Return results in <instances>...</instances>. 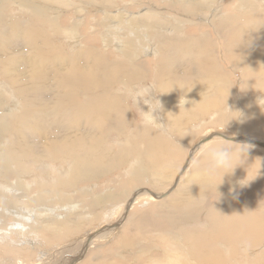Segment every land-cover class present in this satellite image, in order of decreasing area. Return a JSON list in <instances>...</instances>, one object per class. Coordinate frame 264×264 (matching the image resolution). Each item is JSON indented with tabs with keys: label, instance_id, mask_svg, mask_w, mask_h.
I'll use <instances>...</instances> for the list:
<instances>
[{
	"label": "bare ground",
	"instance_id": "1",
	"mask_svg": "<svg viewBox=\"0 0 264 264\" xmlns=\"http://www.w3.org/2000/svg\"><path fill=\"white\" fill-rule=\"evenodd\" d=\"M75 1L80 2V4L76 3L77 7L72 3V0H0V71L16 93L10 100L7 95L11 96L12 91L10 90V92L6 87L4 89L0 86V218L10 220L6 218V214L11 213L14 207L43 206V208L38 209L42 210L43 213L35 211L39 215L31 216L32 219L28 217L24 223L31 224L32 220H36V223L33 226L31 225L32 233L34 231L36 236L43 239L44 243L40 241L45 245H43L45 247L43 250L51 251L52 249L49 248L50 245L48 246V244L52 241L48 238V234L52 235L54 239L61 238V241L70 239L79 232V229L81 231L82 221L86 217L85 212H82V209H84L82 206H73L68 211H64L63 208H51V203L63 205L71 202L75 198L71 199L70 195L63 189L73 188L79 183L97 181L104 178L106 173H113L117 167L121 169L131 159L130 152L134 146L133 150H136L142 161L140 163L138 159L137 162H132L129 171L132 174L137 170L140 171L145 163L148 169L143 173L146 174L147 172L148 178L144 177L151 188H140L141 190H138V187H136L138 191L135 189L136 192L127 199L128 201H126L121 211L116 212L115 220L91 233L88 232L89 234L83 238V246L76 243L78 246L74 253H70L68 248L61 249L62 254V250H64V254H73L72 256L68 255L71 257L66 264L80 263L85 259L88 252L93 250L92 248L90 250V247H93L94 243L111 239L109 237L126 223L130 211L140 203L142 198H147L148 202L157 200L160 206L156 204V209L163 208L159 218H157L159 214L155 215L151 210L146 211V217L139 218L142 228L147 231L146 234L163 232H166L169 236L173 234L171 240L179 243L186 254H188L187 245L188 243L191 244L190 254H192L197 264L206 261H209L210 264H219L217 255L219 251L216 252L209 247L211 241L227 242L230 245L231 243L246 242L250 244L248 250L262 244L264 240V189L262 184L264 183L260 185L258 180L261 178L262 182L264 181L262 170L264 169V97H259L254 101L245 98L244 102H237V91L240 92L241 87L237 88L235 86L237 85L236 81L232 82L229 71L233 67L243 73L241 83H243L244 90L241 92L256 93L264 91V9L260 5V0H241L238 4L236 2L230 10L214 14L211 17L212 20L209 19L207 14L209 9L215 5L216 0H196L195 2L201 8L196 7V9L200 10L201 16L207 17L211 21H209L210 25L208 22V25L201 26L205 28H199L198 36L189 34L190 32L186 31L188 27L185 30L186 32H182L186 25H194V23H188V20L184 17L185 20L178 18L179 14L183 12L182 10L190 4V2L184 0H156L157 4L159 2L168 5L166 6L167 12L163 15L159 12L161 7L154 5L149 8L145 7L147 11L142 12L143 14L135 15V12H132L133 16L131 18L126 15V12L129 11L105 16L101 19V27L104 26L107 31V28L120 29L121 24H123L126 27L122 30L131 37L129 41H125V36L120 35V29V32L119 30L115 32L119 39L114 36V42L110 39L108 41V43L111 41L114 47H118L117 53L122 55V60L119 62L115 59L114 61L110 60L111 56H108L111 53L110 50L109 52L105 49L109 53L105 56L98 53L96 49L84 51V48H82V51L80 50L81 52L78 54L68 56L69 54L56 45L58 41L56 38L60 35H64L68 43L85 41L81 35L80 27L88 23L85 21L88 20L85 15L87 12L85 6L88 2L85 3L86 0ZM107 2L111 4L113 9L118 5L113 0H107ZM92 3L97 5L96 0H92ZM220 4L219 6H221ZM14 5H18L28 15L13 16L14 12L10 13L11 16L3 14V10ZM137 6L139 5H134V7ZM69 9H72L71 12L78 19L76 21L73 19L75 22L72 26H68L69 24L62 26L60 18L51 15L56 12L59 13L58 11L70 13ZM198 10H194V13ZM189 11L191 12L190 9ZM107 13L106 11L104 14L107 15ZM63 16L66 17V15ZM97 17L93 19H97ZM107 22L117 24L120 27L117 25L107 27ZM46 25H49L51 34L46 33L44 28ZM96 25L94 26L98 28L99 26ZM85 30L87 33L88 29ZM96 32L100 34L99 31ZM137 32H146L145 35L149 36L139 38ZM105 37L104 40H108V37ZM122 41L125 50H121ZM144 42L149 43V48L156 50V52L159 51V56L157 55L158 57L154 59L157 69L155 80L158 81L155 84L157 87L162 82V86L158 87L161 91H159L160 97L157 96L162 109L155 115L162 118L161 122L158 123L164 125L161 127L163 134L156 137L149 133L152 129L146 126L145 136L143 134H141L142 137L140 136L142 143L144 141V148L146 147L144 151L140 150V146H143L141 140H135L134 142L131 139V145H133L131 149L128 150L123 145L118 151L116 150L117 154L112 158L116 148L114 147L113 150L110 148V151L107 150L108 145L106 146L104 141L115 130L128 133L135 125L130 93L133 92L136 83L144 80L147 82L146 79L150 77V63L147 61L141 64L140 59H138L139 51L147 49ZM220 45H224L222 51H220ZM108 47H110L109 44ZM199 54L205 56L206 62H209L208 66L204 64V59ZM154 55L156 56L155 53ZM145 65H147V68H145ZM115 84H119L123 89L120 87L115 88ZM113 90L120 92V94H113ZM183 98L187 101L184 107ZM180 99L181 106L179 107ZM12 102L15 103L14 107L9 105V108L4 111L6 104ZM194 109H196L197 114L194 113ZM229 110L234 112L230 113ZM236 111L242 114L239 118H234L239 116ZM205 116L212 119V121L209 120L207 125L211 128H202L201 123L208 120L205 119ZM193 123L194 125H192ZM195 125L197 129L193 128ZM232 125L236 128V133L228 135V133L223 132L224 127ZM45 126H48L49 129L54 128V132L57 134L51 136L50 131L52 129L47 132ZM218 126L222 127L223 131L218 130ZM128 134L130 136V131ZM200 134L201 136H199L197 142L187 149L194 142V138ZM151 139L152 142H150ZM232 139H237V141H232ZM229 142L248 144L251 147L248 150L245 163L237 166L231 173L226 174L221 184H219V176H213L207 172L208 166L205 165L207 160L204 154L208 147L213 144ZM126 143H129L128 139ZM119 145L121 144L119 143ZM172 147H175V149H172ZM179 148L183 150L184 158L175 162L177 154L173 151H177ZM70 156H73L75 164L73 163L70 168H66L69 169L68 172H65L66 179H68L66 184L62 183L60 185L57 180L49 183L44 177L38 178L36 172L39 167L49 169V166L45 163L38 164L41 160L51 159L56 161ZM110 156L108 164L106 159ZM28 164L38 167L36 169L33 167L34 172L36 171L33 183L31 182L32 179L31 183L25 182L27 177L31 176L30 172L32 171L31 168H28ZM51 170L53 169L49 171ZM154 172L158 179L153 180L150 178L154 176ZM166 173H172L168 182L165 178L168 175ZM36 178L38 179L36 180ZM122 179L120 182H122ZM245 179L248 183L242 184L241 181ZM186 181L190 185L188 190L185 191L184 183ZM217 184L219 185L216 189ZM162 185L165 187L164 190L161 189L162 192L156 193L152 189V186L159 187ZM40 186H43L41 192H37V195L32 196L33 190ZM226 186L246 189L249 193L246 192L247 197L244 198L242 194L235 191H226ZM118 187L120 188V185ZM260 188L263 190H260ZM89 189L91 191L92 188H82L84 198ZM111 189H113L112 186ZM251 193L253 196H251ZM45 194L50 199H46ZM123 194L125 195V192ZM96 197L92 198L93 201L87 208V212H95L94 220H91L93 222L102 219L103 214L107 211L103 210L102 214H99L98 209L100 208V212L107 202L117 200L119 195L107 194L102 197L99 194V197ZM123 198L125 197L123 196ZM212 198L214 199L213 202L211 201ZM48 204H50V207H44ZM149 204H152V202L147 205L149 206ZM255 208L261 211V215L255 212ZM17 217L19 218V216ZM202 221H207L210 226H213V229L203 235L198 230H192L185 237L181 236L179 232L181 225H186L189 222L198 225ZM15 222L17 224V221ZM1 224H5L4 219L0 220V227H2ZM14 227H16V231H13V236L11 235L13 240L9 241L11 238L6 232H2V229L0 230V239L7 238L6 241H9L16 250L20 249L28 252V248L24 250L25 246L20 245V243L26 241V246H30L31 241H27L28 238L24 240L28 236L29 230L26 225L23 226L22 224ZM12 230L14 229H10V231ZM124 240L119 243L120 246L118 245L117 250L122 249L121 252L128 249L127 247L134 248L132 246H136L138 253H145L146 250L150 252L153 249L151 245L144 248L140 239H137V241L136 239L135 241L127 239L126 244L123 245ZM36 241L35 239L34 242ZM9 242L7 244H10ZM146 242L151 243L148 240ZM80 246L82 247L81 253ZM34 248L32 247V249ZM36 249L38 250V248ZM258 251L264 254V247ZM0 252L2 253V251ZM14 253L15 251L12 254ZM163 254H168V251H164ZM201 254L204 258H201ZM231 254H237L236 250H233ZM47 256L48 254H46ZM125 256L129 257L130 255L126 254ZM163 258L164 263L175 264L170 260V256ZM61 259H58V261ZM66 260L62 262L65 264ZM109 260L111 261V259ZM25 262L19 261L21 264H27ZM57 263L59 262L55 264Z\"/></svg>",
	"mask_w": 264,
	"mask_h": 264
},
{
	"label": "rangeland",
	"instance_id": "2",
	"mask_svg": "<svg viewBox=\"0 0 264 264\" xmlns=\"http://www.w3.org/2000/svg\"><path fill=\"white\" fill-rule=\"evenodd\" d=\"M73 2V4L74 5H76V7L78 6L77 4H80V2L79 1H75V0H72ZM101 2H103V3H101V2H99L98 0H96V4L98 5H95L94 3H92V0H86V1H84L85 3L86 2H88V3H86V6H85V10L87 11L86 12V19H88V20H85V21H87L88 23H86V24H83L80 28V30H81V35H82V37H84V40L85 41H83V42H81V41H79L78 43L77 42H71V43H68V41L65 39V36L64 35H57V36H59L58 38H56L58 41L56 42V45L57 46H59L65 53H67V54H69L68 56H74V55H76V54H78L79 52H81L82 51V48H84L83 50L84 51H86V50H92L93 51V49H96V51L98 52V53H100V54H102V55H108L109 53H108V51L110 50L111 51V55L109 54L108 56L110 57V60L112 59V61H114V59L115 60H117L118 62L119 61H121L122 60V55L121 54H118L117 53V48L118 47H114L113 45H112V42L110 41L109 43H108V41H109V39L110 40H112L113 42H114V39H115V37H118L117 36V34L115 33L116 31L118 32V30H119V32H120V29H121V33H120V35H124L125 36V41H129L130 40V36H129V34L127 33V32H124L123 30H122V28L124 29L126 26L125 25H123V24H121V27L120 26H118L117 24H113V23H109V22H107L106 23V25H107V27H110V25L113 27H115L116 25L118 26V27H120V29H116V28H107V31L105 30L106 28L103 26V27H101V25L100 24H102V23H100L101 22V19L102 18H105V16H112V15H114V14H116V13H121V12H125V11H129V12H126V15H127V17L128 18H131L132 16H133V13L135 12V15H138V14H143V13H145L146 11H147V8H149V7H152V6H157V7H161L160 9H159V12H161L160 14L161 15H163L164 13H166L167 12V8H166V6H168V5H163V3H159L158 2V4H157V1L156 0H142V1H138V0H118V1H115V0H113V2L114 3H118V5L117 6H115L116 8L115 9H113V7H111V4H109L108 2H107V0H104V1H102V0H100ZM151 1V2H150ZM159 1V0H158ZM185 2H190V4H188L187 6L189 7H187L186 6V8L184 9V10H182L183 12L181 13V14H179V19L180 20H185V19H187L188 20V23H194V25H186V27L184 28V30L182 31V32H190L189 34H193V35H196V36H198V34H199V32H200V29L199 28H205V27H201V26H205V25H208V22L210 21L209 19H211V17L214 15V14H219V13H221V12H225V11H227V10H230L231 9V7L237 2V4L241 1V0H216V3H215V5H213V7L212 8H210L209 9V13L207 14L208 15V17H209V19L206 17H204V16H201V12H200V10H198V8L199 9H201L200 7H199V5H198V3H196L195 1L196 0H184ZM221 1H222V3H221ZM105 2H107V3H105ZM137 2H139V3H137ZM145 2V3H144ZM150 2V3H149ZM219 2V3H218ZM233 2V3H232ZM260 5L263 7V9H264V0H260ZM77 3V4H76ZM153 3V4H152ZM221 3V4H220ZM102 4H103V6H105V7H103L102 6ZM106 4H109V5H106ZM141 4V5H140ZM193 4V5H192ZM219 4L221 5V6H219ZM227 4H228V6H227ZM134 5L136 6V5H139V6H137V7H134ZM88 6H89V8H88ZM96 6V7H95ZM125 6H126V8H125ZM128 6V7H127ZM132 6V7H131ZM165 6V7H164ZM102 7V8H101ZM139 7H141V8H139ZM144 7V8H143ZM145 7H147V8H145ZM196 7H198L197 9H196ZM92 8V9H91ZM124 8V9H123ZM136 8H138V9H136ZM193 8H194V10H198L197 12H195L194 13V10H193ZM96 9V10H95ZM105 9H106V11L108 12L107 13V15L106 14H104L106 11H105ZM129 9V10H128ZM189 9L191 10V12L189 11ZM89 10V11H88ZM111 10V11H110ZM113 10V11H112ZM144 10V11H143ZM161 10H164V11H161ZM166 10V11H165ZM212 10V11H211ZM69 11H70V13H68V12H66V13H63V11H58L59 13H60V15H58L59 13H53V14H51L52 15V17H59L60 18V20H61V24H62V26L64 25V26H67L68 24V26H72L73 24H74V22L76 21V20H78V19H76V15L74 14V13H72L71 11H72V9H69ZM131 11V12H130ZM187 11V12H186ZM189 11V12H188ZM192 11H193V13H192ZM12 12H14L12 15L13 16H18V17H20V16H24V14L25 15H28V13L26 12V11H23V9H21L18 5H14V6H10L8 9H5V10H3V14L4 15H7V16H11L10 15V13H12ZM73 12H74V10H73ZM90 12V13H89ZM101 12V13H100ZM113 12V13H112ZM133 12V13H132ZM143 12V13H142ZM197 13V14H196ZM200 13V14H199ZM212 13V14H211ZM20 14V15H19ZM56 14V15H55ZM95 14V15H94ZM97 14V15H96ZM131 14V15H130ZM183 14H185V15H183ZM188 14H190V15H188ZM63 15H66V17H64ZM88 15V16H87ZM199 15V16H198ZM71 16H73V17H71ZM92 16V17H91ZM96 16H98L97 17V19H93L94 17H96ZM90 17V18H89ZM185 19H184V18ZM203 19H202V18ZM177 18V19H178ZM33 19H35V18H33ZM73 19H75V21L73 20ZM198 19V20H197ZM35 20H37V19H35ZM176 20V19H175ZM208 20V21H207ZM212 20V19H211ZM67 21V22H66ZM201 21H203V22H201ZM89 22H91V23H89ZM95 22V23H94ZM196 22V23H195ZM199 22V23H198ZM211 22V21H210ZM210 22H209V25H210ZM109 23V24H108ZM97 24V25H96ZM172 24H174V23H172ZM84 25H86V27H84ZM94 25H96V26H99L98 28L97 27H95ZM94 26V27H93ZM87 27H89V28H87ZM188 27V28H187ZM192 27V28H191ZM44 28H45V31H46V33L48 34H51V32L49 31L50 30V28H49V25H46V26H44ZM88 29L87 30V33H86V30L85 29ZM94 28H96V29H93ZM186 28L188 29V30H186ZM48 29V30H47ZM84 29V30H83ZM111 29V30H110ZM115 29V30H114ZM104 30H105V33H107V34H105L104 33ZM186 30V31H185ZM194 32H193V31ZM197 30V31H196ZM83 31H85V32H83ZM96 31H99L100 32V34H97V32ZM96 32V33H95ZM110 32H112L111 34H110ZM193 32V33H192ZM109 33V34H108ZM145 33L146 32H141V33H138L137 32V37H139V38H144V37H148L149 35H145ZM197 33V34H196ZM95 34V35H94ZM105 34V35H104ZM103 35V36H102ZM118 35H119V33H118ZM156 35V34H155ZM57 36H55V37H57ZM105 36H107L108 37V40L106 39V40H104L106 37ZM114 37V38H110V37ZM156 36H158V35H156ZM95 37H97V38H95ZM100 39V40H99ZM118 39H119V37H118ZM117 39V40H118ZM116 40V41H117ZM60 41V42H59ZM90 41V42H89ZM106 41V42H105ZM115 41V42H116ZM63 42V43H62ZM221 42V41H220ZM59 43V44H58ZM81 43H83V44H81ZM90 43V44H89ZM94 43V44H93ZM104 43V44H103ZM107 43V44H106ZM145 43V46H147V49H142V50H140L139 51V55H138V59H140V63L142 64V63H146L147 61L150 63V67H149V75H150V77H148L147 79H146V81L147 82H145V80L144 81H142V82H138V83H136L135 85H134V87H133V90L132 91H135V90H138V89H141V86H142V88H144V87H151L153 90H154V92L157 94V96L158 97H160L159 96V94H160V87L162 86L161 84H162V82H161V84L159 83L158 85L159 86H157L156 87V84L158 83V81H156L155 80V78H156V76H157V74H156V72H157V69H156V67H155V65H156V63L154 62V59H156L158 56H159V51H157L156 52V50H154V49H152V48H149L150 47V45H149V43H147V42H144ZM108 44H109V46L110 47H108ZM82 45V46H81ZM91 45H93V46H91ZM90 46V47H89ZM112 46V47H111ZM92 47H94V48H92ZM97 47V48H96ZM100 47V48H99ZM108 47V48H107ZM222 47H224V45H220V51H222L223 50V48ZM110 48V49H109ZM72 49V50H71ZM78 49V50H77ZM108 50V51H106V50ZM81 50V51H80ZM121 50H125V45H124V47H123V41H122V48H121ZM74 53H72V52ZM109 51V52H110ZM151 51V52H150ZM71 52V53H70ZM97 52H95V53H97ZM107 52V53H106ZM116 52V53H115ZM153 52V53H152ZM154 53L156 54V56L154 55ZM116 55H117V57H116ZM143 55H145V56H143ZM158 55V56H157ZM140 56V57H139ZM199 56H201L202 57V59H204V64L206 65V66H208L209 65V62L207 63L206 62V58H205V56L203 55V54H199ZM114 57V58H113ZM119 58H120V60H119ZM143 61V62H142ZM154 64V65H153ZM146 67L145 68H147V65H145ZM229 71H230V73H231V80H232V82L233 81H236V84L237 85H235L237 88H240L241 87V91H243L244 90V88H243V83H241V80H242V75H243V73L240 71V70H237V69H235V68H233V67H231L230 69H229ZM152 72V73H151ZM2 77V78H1ZM150 78V79H149ZM156 81V82H155ZM156 83V84H155ZM145 84V85H144ZM151 84V85H150ZM0 86H2V87H4V89H5V87H6V89H8V91H10L11 92V96L10 95H7V98L8 99H12V96L14 95H16V93H15V91H13V87H12V85L7 81V78L6 77H4L3 75H2V73H1V71H0ZM115 88H117V87H120V88H122V86H120L119 84H115V86H114ZM140 87V88H139ZM159 87V88H158ZM123 89V88H122ZM158 89V90H157ZM203 90V89H202ZM160 91V92H159ZM204 91V90H203ZM239 92V90L237 91V95H236V101L238 102V101H240V102H244V100H245V98H248L250 101H254V100H256V99H258L259 97H264V93H262V92H264L263 90L262 91H259V92H256V93H254V92H247V91H244V92ZM159 92V93H158ZM1 93H3V91H1ZM112 93L113 94H120V92H117V91H112ZM8 94V93H7ZM15 98V97H14ZM132 102H131V105H132V109H133V111H134V115L135 116H133L134 118H133V122L135 123V125H133V127L129 130L130 131V136H129V131H128V133L127 132H118L117 130H115L109 137H107L106 138V140L104 141V144L108 147V149L107 150H113V149H115V152L112 154V158L113 157H115L116 156V154H117V151H118V149L120 148V147H122L123 145V147H126L128 150H130L131 149V147L133 146V145H131V139L132 140H134V142H135V140H141V137L144 135L145 136V128H146V126H145V124H144V119H143V114H142V112H141V109L143 110V111H147L148 110V107H147V105H144L143 103H142V101L140 102V104H139V106H137V104L136 103H133L134 101H133V99L131 100ZM7 106H5L6 108H4V111L6 110V109H8L9 108V105H11L12 107H14V105H15V103L14 102H12V103H9V104H6ZM141 108V109H140ZM197 109V108H196ZM196 109H194L193 111H194V113H196L197 114V112H196ZM140 110V111H139ZM211 115H212V113H211ZM209 117V116H208ZM207 116H205V119H208L206 122H203V123H201L203 126H202V128L203 129H205V128H211V126H208L207 127V125H208V122H209V120L210 121H212V119L211 118H208ZM160 119V120H159ZM204 119V120H205ZM135 120V121H134ZM161 120H162V118H158V122H161ZM200 123V122H199ZM196 124V123H195ZM192 125H194V123L192 124ZM46 128H47V132L49 131V130H51L52 128H50L49 129V127L48 126H45ZM180 128V127H179ZM193 128H195V129H197V126L195 125V127H193ZM222 127H220V126H218L217 127V129L218 130H222L221 129ZM150 129H152V130H150ZM150 131H149V133H151V134H153L154 136H161L162 134H163V132L161 131V127H150ZM202 129V130H203ZM224 130V131H223ZM223 132H226V134L228 133V135L229 134H234V133H236V128L234 127V125H232V126H228V127H224L223 128ZM127 131V130H126ZM138 131V132H137ZM51 132V136H55V134H57L56 132H54V128L50 131ZM154 132V133H153ZM132 133V134H131ZM119 134H121V135H119ZM138 134V135H137ZM140 134V135H139ZM141 134H143V135H141ZM119 135V136H118ZM186 135V134H185ZM123 138H122V137ZM138 136V137H137ZM141 136V137H140ZM199 136H201V134L200 135H198L196 138H194V142H192V144H191V146H188V148L187 149H189V147H192L196 142H197V140H198V138H199ZM259 137H261V136H259ZM119 138V139H118ZM121 139V140H120ZM127 139L129 140V143H126V141H127ZM107 140H109V141H107ZM112 140V141H111ZM118 141V142H117ZM153 140L151 139L150 140V142H152ZM109 142V143H108ZM141 143H142V140L140 141ZM175 142H177L176 140H175ZM119 143L121 144V145H119ZM144 144V141H143V143H142V145ZM109 145H110V147H109ZM113 145V146H112ZM130 148H129V147ZM115 147V148H114ZM111 148V149H110ZM134 149V146H133V148L131 149L132 151V153L130 152V155H131V159L125 164V165H123L122 167H121V169L119 168V167H117V169L116 170H114L113 171V173H109V174H107L106 173V176H104V178H102V179H99V180H94V181H89V182H84V183H79V184H77L75 187H73V188H70V189H63L66 193H68V195H70L69 197L71 198V199H74L75 198V200H72L71 202H68V203H66V204H63V205H61L60 203H51V208H63L64 209V211H68L69 209H71L73 206H77V207H83L84 209H82V212H85V214H86V219L84 218V220L82 221L83 222V226L81 227V231H80V229H79V232L77 233V234H75L74 236H72V237H70V239H67V240H65V241H61L60 239L61 238H55L54 239V237L52 236V235H50V234H48L47 236H48V238H50V240L52 241L50 244H48V246H49V248H51L52 250L51 251H49V250H47V251H45V250H43V249H45V245L44 244H42V243H44V241H43V239L40 237V236H36L35 235V233H34V231H33V233H32V226H33V224L34 223H36V220L34 219V217H33V219L34 220H32V223L31 224H29V223H24V221L28 218V217H30L31 219H32V217L31 216H34V215H39L38 213L39 212H42V210H38V209H40V208H43V206L42 207H40V205H36V206H22V207H14L13 209H12V211H11V213H8V214H6L7 215V219H10V220H6L5 218H0V220L1 219H4L5 220V226L3 225V224H1V226L2 227H0V230L2 231V232H6L7 233V235H9V237L11 238L9 241H11V240H13V238H12V236H13V231H16V227H14V226H16V225H20V224H22L23 226H25L26 225V228L29 230L28 231V236L26 237V239H24V240H27V238H28V240L27 241H31L30 243V246H26V241H21V243L23 242V244H21L20 243V245H23V246H25L24 247V250H27V248H28V252H25V251H21L20 249H18V250H16V248H14V246H12V244L9 242V241H6V239L7 238H4L3 240L2 239H0V251H2V253L0 252V264H21V263H19V261L21 260L22 262H25L26 260V262L25 263H31V264H34L35 262H36V264H39V263H41V264H55L56 262H59V263H57V264H64V262H62V261H64V260H66L65 261V264H66V262L70 259V257L73 255H71V254H64V250H62V252H63V254L61 253V249H63V248H68L69 249V252L70 253H74L75 252V250H77V244L76 243H79V245H81V246H83V244H84V239L83 238H85V236H87L89 233H91V232H93L94 230H96L97 228H100V227H102V226H104V225H106V224H108V223H110V222H113L114 220H115V218H114V216L116 215V212H118V211H121V209L123 208V206L126 204V201H128L127 199L129 198V197H131L132 196V194L134 193V192H136V191H138V190H141L140 188H147V187H150L151 188V186H149L147 183H146V180H145V177L146 178H148V175H147V172H146V174H144L143 173V171H147L146 169H148L147 168V166H146V164L144 163V165L142 166V168L140 169V171L139 170H137V171H135L133 174L129 171V168H130V164L132 163V162H137L138 161V159H139V162L141 163V161H142V159L140 160V156H139V154L136 152V150H133ZM146 149V147L144 148V145L143 146H140V150L141 151H144ZM172 149H175V147H172ZM186 149V148H185ZM117 150V151H116ZM180 150V151H179ZM173 152H176L175 154H177V157H176V159H175V162H178V159H182V158H184V152H183V150L182 149H178L177 151H173ZM178 152V153H177ZM180 152H182V154H180ZM187 152V151H186ZM172 154H174V153H172ZM137 156V157H136ZM110 158H111V156L108 158V159H106V163H108L109 164V162H110ZM133 158V159H132ZM72 159V160H71ZM68 160H69V162H68ZM43 163H45V165H48L49 166V169L48 170H46V169H41L40 167H39V170L36 172L37 173V176H39L38 178H40V177H44L46 180H48V182L49 183H51L53 180H57V181H59V183H60V185L62 184V183H67L68 182V179H66V175H65V172H68L69 171V169H66V168H70V166L71 165H73V163L75 164V162H74V160H73V156H70V157H65V158H63V159H60V160H56V161H54V160H51V159H43V160H41V162H39L38 164H43ZM37 164V163H36ZM63 164V165H62ZM29 165V169L31 168L32 169V171L30 172L31 174V176H29V177H27V179L25 180V182L26 183H33L34 182V180H35V178H34V180H33V177H34V175H35V172H34V168L36 169V168H38V167H36V166H34L33 164H28ZM205 165L206 166H208V162L206 161V163H205ZM127 166V167H126ZM137 166V165H136ZM34 167V168H33ZM62 167H64V168H62ZM145 168V169H144ZM50 169H53V170H55V171H53V170H51V171H49ZM119 169V170H118ZM144 169V170H143ZM47 172H46V171ZM118 170V171H117ZM122 170V171H121ZM263 170V173H264V169H262ZM44 171V172H43ZM63 171V172H62ZM120 171V172H119ZM43 172V173H42ZM60 172V173H59ZM34 173V174H33ZM63 173V174H62ZM140 173V174H139ZM41 174V175H40ZM43 174H44V176H43ZM113 174H114V176H113ZM156 173L154 172V176H151L150 178L151 179H158V176L157 175H155ZM166 174H168V175H166V182H168L169 181V179H170V176L172 175V173H166ZM47 175V176H46ZM50 175V176H49ZM57 175V176H56ZM64 175H65V177H64ZM129 175V176H128ZM56 177V178H54V177ZM134 176V177H133ZM138 176V177H137ZM141 176H143L142 178H141ZM145 176V177H144ZM58 177V178H57ZM129 177V178H128ZM155 177V178H154ZM38 178H36V180L38 179ZM64 178V179H63ZM123 178V179H122ZM138 178V179H137ZM31 179H32V181H31ZM50 179H51V181H50ZM61 179V180H60ZM111 179V180H110ZM121 179H122V182H120L121 181ZM261 178H259V184L261 185L262 183H264V181L262 182V179L260 180ZM67 180V181H66ZM145 180V181H144ZM31 181V182H30ZM134 181V182H133ZM141 181H142V183H144L143 185H142V183H141ZM96 182V183H95ZM111 182V183H110ZM118 182V183H117ZM130 182V183H129ZM115 184V185H114ZM136 186H135V185ZM120 185V188L118 187ZM127 185H130V186H127ZM138 185V186H137ZM148 185V186H147ZM184 185H185V191L186 190H188V188H189V185H190V183L189 182H185L184 183ZM263 185V189H264V184H262ZM111 186H112V188L113 189H111ZM140 186V187H139ZM231 186V185H230ZM85 187H89V188H92L91 189V191H90V189H89V192L86 194V197L84 198L83 196H82V192L83 191H85V189H83V191H82V188H85ZM98 187V188H97ZM106 187H107V190H106ZM136 187H138L137 189H136ZM229 186H226V188H225V190L226 191H235V192H237V193H239V194H242L243 196H244V198H246L247 197V194H246V192H247V190L246 189H242V188H231V187H229ZM41 188H43V186H40V187H38V188H35L34 190H33V192H32V196H35V195H37L36 193L37 192H41ZM95 188H97V189H95ZM130 188H131V190H130ZM158 188V189H157ZM163 188H165L163 185L162 186H152V189H154V191L156 192V193H159V191L160 192H162V190H164ZM262 188H260V190H263ZM135 189H136V191H135ZM162 189V190H161ZM38 190V191H37ZM80 190H81V192H80ZM131 191V192H130ZM125 192V195L123 194ZM46 193V192H45ZM247 193H249V191L247 192ZM253 193V192H252ZM252 193H251V196H253L252 195ZM99 194H101L102 195V197H104V196H106L107 194H109V195H111V194H118L119 195V198L117 199V200H115V201H109V203L107 202L106 203V205L107 204H109V205H105V207L104 208H102V210L99 212V209H98V213L99 214H102V212H103V210H107V211H105V214H103V216L104 217H102V219L100 218V220H98V221H91V220H94V215H95V212H91V211H88L87 212V208H88V206H89V204L93 201V199H94V197H96L97 195V197H99ZM254 194V193H253ZM46 195V194H45ZM127 195V196H126ZM123 196L125 197V198H123ZM74 197V198H73ZM96 197V198H97ZM47 198H49L50 199V197H48L47 195H46V199ZM84 200H83V199ZM93 198V199H92ZM144 199H146L147 200V198H142L141 199V201H140V203L139 204H137V205H135V207H134V209L132 210V211H130V213H129V215H128V218H127V220H126V223H124L122 226H121V228L120 229H118L116 232H114L115 234H113L112 236H110L109 238H111V239H105V240H103V241H100V242H96V243H94V245H93V247L91 246L90 247V250H91V248L93 249V250H91V251H89L88 252V254H87V256L85 257V259H83L80 263L78 262V263H76V264H112L113 262L115 263V264H166V263H164V258L163 257H165V256H170V260L173 262V263H175V264H177V263H179V264H197L196 262H195V260H194V258L192 257V254H190L191 253V248H192V246H191V244H189L188 243V245H187V248H188V254H186V252L183 250V248H182V246L180 247V244L179 243H175V242H173L172 240H171V237H173L174 235L173 234H171L170 236L166 233V232H163V233H159V234H156V233H151V234H146L147 233V231H145L144 230V228H142V223H141V220L139 221V218H142V217H146V215H147V213H146V211H148V210H151L155 215H158L159 214V216L157 217V218H159L160 217V215H161V210L163 209H161V207H159V208H157L156 209V204H157V206H160V204L157 202V200L154 202V201H151L152 202V204H149V206L147 205L148 203H151V202H148V200L146 201V200H144ZM120 202H119V201ZM155 200V199H154ZM255 200V199H254ZM118 201V202H117ZM130 201V200H129ZM211 201L213 202L214 201V199L212 198L211 199ZM252 202H254V201H252ZM118 203V204H117ZM145 203V204H144ZM86 204V205H85ZM50 204H48V205H46V206H44V207H47V206H49ZM112 205V206H111ZM115 205H117V206H115ZM163 205V204H162ZM141 206V207H140ZM50 207V206H49ZM108 207V208H107ZM114 207V208H113ZM17 209H18V211H17ZM108 209H109V212H108ZM115 210V211H114ZM160 210V211H159ZM207 210H209V209H207ZM255 210V212H257V213H260L261 211L260 210H258V209H254ZM29 211V212H28ZM35 211H37V212H35ZM18 212H19V214H20V212H21V214L19 215L18 214ZM26 212H28V213H26ZM115 212V213H114ZM14 213H15V215H14ZM43 213V212H42ZM94 213V214H93ZM109 213V214H108ZM16 214H18V215H16ZM41 214V213H40ZM10 215H11V218H10ZM260 215H261V213H260ZM17 216H19V218L17 217ZM20 216H21V218H20ZM9 217V218H8ZM13 217V218H12ZM16 217V218H15ZM26 217V218H25ZM135 217V218H134ZM207 217V216H206ZM13 219H15V220H13ZM16 219H18V220H16ZM19 219H21L20 221H19ZM105 219V220H104ZM129 220V221H128ZM132 220V221H131ZM15 221H17V224H16V222ZM35 221V222H34ZM13 222H15V223H13ZM87 222V223H86ZM98 224H97V223ZM24 223V224H23ZM131 223V224H130ZM202 223V224H201ZM201 223H199L198 225H196L197 223H188V224H186V225H181L180 227H179V232H180V234H181V236L182 237H185L187 234H188V232L189 231H196V230H198V231H200V233L203 235V234H206V233H208V232H210L212 229H213V226H210L209 225V223L206 221H202ZM15 224V225H14ZM97 224V225H96ZM102 224V225H101ZM177 224H178V222H177ZM9 227H8V226ZM32 225V226H31ZM88 225H89V227H88ZM11 227V228H10ZM95 229H94V228ZM4 228V229H3ZM125 228V229H124ZM10 229H14V230H12V231H10ZM6 230V231H5ZM9 231V233H8V231ZM30 230H31V232H30ZM84 230V231H83ZM87 230V231H86ZM185 230V231H184ZM83 231V232H82ZM162 231V230H161ZM12 232V233H11ZM89 232V233H88ZM12 235V236H11ZM34 235V236H33ZM79 236V237H78ZM84 236V237H83ZM159 236V237H158ZM34 237V238H33ZM35 237H37V238H35ZM40 237V238H39ZM176 237V236H175ZM39 238V239H38ZM165 239V240H161V239ZM177 238V237H176ZM225 238V237H224ZM35 239L39 242V244H38V242L36 241V242H34L35 241ZM41 239V240H40ZM72 239V240H71ZM125 239V240H124ZM127 239H129L130 241L131 240H133V241H135V239H136V241H137V239H140L141 241H142V245L144 246V248H146V246H148V245H151L152 247H153V249H151V251L149 252L148 250H146V252L145 253H138V251H137V249L135 248L136 246H132V247H134V248H130V247H127L128 249H125L124 251H125V253H124V251H122L121 252V250L122 249H119V250H117L118 249V247L121 245V244H119L120 242H122L123 240H124V242H123V245H125L126 243V241H127ZM2 240V241H1ZM56 240V241H55ZM108 240V241H107ZM146 240H148L149 242H151V243H147L146 242ZM172 242H171V241ZM42 243H41V242ZM57 241H59V242H57ZM80 241H82V242H80ZM107 241V242H106ZM110 241V242H109ZM114 241V242H113ZM141 241H139L140 243H141ZM4 242H6V243H4ZM10 243V244H7V243ZM71 242V243H70ZM33 243H35V244H33ZM41 243V244H40ZM57 243V244H56ZM92 243V242H91ZM66 244H69L70 246H63V245H66ZM72 244V245H71ZM8 245V246H7ZM36 245V246H35ZM44 245V246H43ZM52 245V246H51ZM109 245V246H108ZM119 245V246H118ZM166 245V246H165ZM250 246V244L249 243H246V242H242V243H231V245H230V243H221V242H213V241H211V243H210V245H209V247H211V248H213L216 252L217 251H219L218 253H217V255H218V257H219V264H257V263H261V264H264V257H262L264 254H262V253H259V249L260 248H262V247H264V240L262 241V244H259L257 247H254V248H252V250H248L247 249V251L245 252V246H247V248ZM80 246V253L82 252V247ZM156 246V247H155ZM203 247H204V245H202ZM233 246V247H232ZM3 247V248H2ZM6 247V248H5ZM13 247V248H12ZM32 247L34 248V249H32ZM39 247H42V248H40L39 249ZM44 247V248H43ZM71 247V248H70ZM73 247V248H72ZM2 248V249H1ZM11 248V249H10ZM31 248V249H30ZM36 248H38V250L36 249ZM98 248V249H97ZM158 248V249H157ZM256 248V249H255ZM14 249V250H13ZM42 249V250H41ZM113 249H114V251H113ZM12 252H11V251ZM19 250H20V252H19ZM37 252H36V251ZM53 250H55V251H53ZM110 250V251H109ZM131 250V251H130ZM155 250V251H154ZM158 250H160V251H158ZM229 250V251H228ZM233 250H236V252H237V254H231V252L233 251ZM244 250V251H243ZM257 250V251H256ZM4 251V252H3ZM7 251V252H6ZM10 251V252H9ZM13 251H15V253L14 254H12L13 253ZM33 251V252H32ZM34 251H35V253H34ZM113 251V252H112ZM119 251V252H118ZM164 251H168V254H163V252ZM254 253H253V252ZM256 251V252H255ZM9 252V253H8ZM18 252V253H17ZM55 252V253H54ZM85 252V251H84ZM91 252V253H90ZM121 252V253H120ZM134 252V253H133ZM147 252H148V254H147ZM5 255H4V254ZM34 253V254H33ZM52 253V254H51ZM54 253V254H53ZM116 255H115V254ZM118 253H119V255H118ZM124 253V254H123ZM137 253V254H136ZM9 254V255H8ZM23 256H22V255ZM37 254H38V256H37ZM40 254V255H39ZM46 254H48V256L46 257ZM109 254H111V255H109ZM126 254H129L130 256L129 257H126L125 255ZM133 254V255H132ZM202 254H204V253H202ZM201 254V255H202ZM248 254H250V255H248ZM31 255V256H30ZM44 255H45V257H44ZM63 255V256H62ZM68 255H71V256H68ZM112 255H113V257H112ZM124 255V256H123ZM142 255V256H141ZM208 255V254H207ZM206 255V256H207ZM260 257H259V256ZM20 256V257H19ZM30 256V257H29ZM50 256V257H49ZM110 256V257H109ZM136 256V257H135ZM205 256V257H206ZM6 257V258H5ZM19 257V258H18ZM23 259H22V258ZM61 257H62V259H61ZM119 257V258H118ZM111 259V261L109 260V259ZM116 260H115V259ZM156 259L155 261L153 260V259ZM201 258H204L203 257V255L201 256ZM25 259V260H24ZM49 259H51L52 261H50ZM58 259H61L60 261H58ZM99 259V260H98ZM161 259V260H160ZM46 260H48V261H46ZM115 260V261H114ZM120 262H119V261ZM106 261H108V262H110V263H108V262H106ZM11 262V263H10ZM34 262V263H33ZM126 262V263H125ZM154 262V263H153ZM159 262V263H158ZM202 262V261H201ZM113 263V264H114ZM72 264H75V263H72ZM167 264H170V263H167ZM202 264H210L209 263V261H206V262H202Z\"/></svg>",
	"mask_w": 264,
	"mask_h": 264
},
{
	"label": "clouds",
	"instance_id": "3",
	"mask_svg": "<svg viewBox=\"0 0 264 264\" xmlns=\"http://www.w3.org/2000/svg\"><path fill=\"white\" fill-rule=\"evenodd\" d=\"M133 101L139 106L142 101L144 105H147L148 110L141 112L143 114L144 124L149 127H162L161 123H158V117L155 115L162 109V105L159 99H157V94L151 87H144L130 93ZM187 101L183 98V107ZM181 106V99L179 102V107ZM229 109V108H228ZM229 112H234L230 111ZM238 112V111H236ZM239 118L242 114L240 112ZM233 119V118H232ZM230 119V120H232ZM229 120V121H230ZM228 121V122H229ZM227 141V140H226ZM238 145V146H237ZM251 145L248 144H237V143H216L208 147L204 156L208 162L207 172L210 175H218L220 178V183L226 174L231 173L237 166L245 163L247 158V153ZM242 184H247V179L241 181ZM216 185V189L217 186ZM245 252L247 251V246H245Z\"/></svg>",
	"mask_w": 264,
	"mask_h": 264
},
{
	"label": "water",
	"instance_id": "4",
	"mask_svg": "<svg viewBox=\"0 0 264 264\" xmlns=\"http://www.w3.org/2000/svg\"><path fill=\"white\" fill-rule=\"evenodd\" d=\"M234 139H232V141H233ZM234 141H237V139H235Z\"/></svg>",
	"mask_w": 264,
	"mask_h": 264
}]
</instances>
